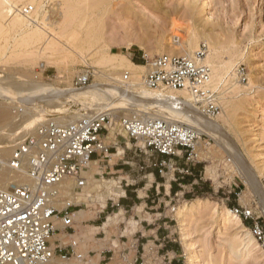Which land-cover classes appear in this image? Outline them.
Wrapping results in <instances>:
<instances>
[{"label":"bare ground","instance_id":"6f19581e","mask_svg":"<svg viewBox=\"0 0 264 264\" xmlns=\"http://www.w3.org/2000/svg\"><path fill=\"white\" fill-rule=\"evenodd\" d=\"M63 1L66 5L65 10L63 11L61 6V17L54 18L59 12L52 8L47 9L44 6V0H0V36H8V33L14 34L13 54L24 58L23 64L32 62V58H28L31 54L35 61L41 59L44 64L52 65L58 70V75L50 83L34 79L32 71L26 74L22 73V77L19 76L15 79L13 76H7L6 82H2L3 79L0 78V98L3 101H8L7 103L0 102V147L4 148V155L9 156L11 148L16 142L22 140L37 124L47 119L52 118L59 123H68L80 116L104 110H110L114 114L119 108L128 111L134 107L148 105L151 108L156 107L157 111H164L171 117L194 125L202 132L214 137V140L216 139V143L212 146L205 145L196 148L198 159L211 158L219 149L218 147L222 148L219 143L224 145L233 157L228 159L230 166L239 173L244 183L250 186L254 194L259 197L261 209L264 212V190L251 168L243 162V156H240L235 144L226 136L224 130V123H228L241 106V97L239 98L238 94L241 91L249 90L254 85L250 74H248L247 83H239L236 59L234 57L221 59L218 53V43L208 33L201 32L202 26L200 27V24L195 20H189L183 29L174 23H169L167 28L160 30L156 40L158 49L156 52L191 56L201 40L206 44L207 53L203 62L210 67L207 87L216 92L217 103L220 107L219 113L214 118H207L198 112L191 101L192 97L187 92L145 87L142 77L144 65L132 62L124 53L109 52L104 41L100 43L96 39L95 18H79V7L83 0ZM76 2H81L79 7L77 6L78 8H76ZM85 2L87 3L86 0ZM28 7L31 9L28 10ZM148 51L152 53V51ZM149 52L147 53L149 54ZM76 63L88 64L95 69L90 85L81 89H76L71 84V78L76 72H73L72 66ZM125 73L128 74L127 81H123ZM224 87L227 88L223 89ZM230 87H232V91L228 90ZM69 102L80 103L81 111L69 112ZM48 111L53 115L45 118L44 114ZM120 114L116 113L115 121ZM124 115H128V113ZM16 116H20V119L17 120L18 122H13ZM7 126L9 128L5 129ZM115 136L114 128H109L108 140H113ZM122 140L127 146H130V142L126 138ZM123 152L122 146L114 145L113 142L106 143V154L110 156V162L117 156H121ZM99 172L96 163L92 161L89 168L84 171L88 177L86 185L80 191L68 192L66 195L67 201L83 202L89 207L74 213V220L83 230L84 238L80 240L79 246L82 258L75 259L73 256L65 261V264H86L89 250L96 251V258L91 260L96 262L100 251L106 250V248L111 249L113 254L105 264H121L122 260L126 261V264L132 262V259H128L129 257L122 258L124 244L120 243L118 238L111 236L112 233H116L117 225L122 220L126 224L125 230H121L117 234H131L138 226L136 219L123 216L122 208L107 214L106 219L98 226L81 225L83 220L94 218L95 212L105 207L108 199L116 201L120 194V179L98 177L96 174ZM0 180L5 183L9 180L21 182L26 178L23 173L13 172L8 167H4L0 172ZM72 182L69 180L67 186L72 187ZM168 183H166L167 188L169 187ZM201 201L202 199L199 197L183 201L175 208V215L182 218L192 209L199 207ZM134 211L140 217L143 216L140 205H136ZM222 216L226 223L235 227L237 239L240 242L244 245L254 242L250 231L245 228L233 210L224 208ZM100 230L104 232V236L96 238L94 235ZM60 237L66 241V236L60 235ZM54 238L53 235L50 237L51 243ZM152 252L151 246L146 245L142 264H150L152 260H155ZM192 257V255L187 257V264L194 263ZM55 261L57 264L62 263L58 259Z\"/></svg>","mask_w":264,"mask_h":264},{"label":"rangeland","instance_id":"374dc122","mask_svg":"<svg viewBox=\"0 0 264 264\" xmlns=\"http://www.w3.org/2000/svg\"><path fill=\"white\" fill-rule=\"evenodd\" d=\"M84 1H81L82 4L76 2V8L81 4L79 18H95L94 31L97 41L100 43L104 41L109 52L124 53L132 62L134 59L139 61L138 58L143 60L142 56L150 58L162 53L156 52L158 50L156 40L160 30L167 28L169 23H174L183 29L189 20H195L200 27L202 26L201 32L208 33L218 43V53L221 59L234 57L238 62L236 67L242 65L245 68L247 79L243 82L239 80V83H247L248 74H250L254 85L249 90H245V93L241 91L238 94L239 98L241 97V106L230 121L224 123V130L226 136L235 144L240 156H243V162L251 168L264 190V0H86L87 3ZM44 6L59 12L54 18L61 17L60 14L66 7L63 0H44ZM13 37L14 34L11 33H8V36H0V78L3 79L2 82L7 81L5 79L7 76H13L15 79L30 71L34 79L52 82L58 75L57 68L44 64L41 59V61H35L31 54L28 58H32V62L23 64L24 58L13 54ZM81 64H74L73 72ZM225 88L227 87L223 89ZM228 90L233 89L230 87ZM232 95L236 96L233 93ZM2 101L0 98V102ZM81 108L80 103L69 102V112L81 111ZM123 111L120 108L116 110L117 114L121 113L118 117L130 112V110L129 112ZM116 113H112L114 118ZM52 115L48 111L44 117L49 118ZM19 117L16 116L13 122L19 121ZM8 128L9 126L5 127V129ZM115 135L116 138L114 137L113 140L124 148L125 141L122 139L125 137L120 134ZM215 143L216 139L210 136L207 146ZM219 145L222 148L218 147L219 149L211 158L198 159L196 157L192 163L188 162V165L193 164L198 170V183L191 182V179L187 178L190 176L187 173H183L184 182H181L183 179L177 180L182 186L175 188L176 195L171 194L173 199L167 204L165 219L169 229L166 230V234L173 243L180 246L178 258L181 264H187L189 255L193 256V264H264V244L256 241L251 234L254 242L244 245L237 239L235 227L226 223L222 216L224 208L231 210L235 207L251 208L255 212L254 215L259 216L258 220L264 227V212L261 209L259 197L230 166L228 161L230 157H233L226 147L221 143ZM117 158L119 157L117 156L110 162V164L119 163L115 165V169L122 167L121 160ZM182 161L181 158L180 165L176 163L175 166L181 168ZM129 169L130 167L125 171ZM172 174L171 168L165 169L162 180L172 179ZM117 176L121 180L117 173L104 177L107 179ZM197 197L202 199L199 207L192 209L182 218L175 215V208L183 201ZM99 221L95 224H99ZM240 221L249 231L251 221L242 219ZM103 236L102 233L98 235L100 238ZM120 243L123 244L122 241ZM149 245L156 259L157 247H154L153 243ZM127 252L128 250H122V258L124 256L128 258ZM112 254L111 250L108 256L111 258ZM110 258H107L104 264ZM143 261L144 258L143 260L139 258L137 264H142ZM121 264H126V261L122 260ZM150 264H162V261L160 263L159 259L152 260Z\"/></svg>","mask_w":264,"mask_h":264},{"label":"built area","instance_id":"2783aa9c","mask_svg":"<svg viewBox=\"0 0 264 264\" xmlns=\"http://www.w3.org/2000/svg\"><path fill=\"white\" fill-rule=\"evenodd\" d=\"M206 53L207 46L201 42L191 56L167 53L142 56L143 84L149 89L187 92L201 115L214 118L220 107L216 92L207 87L210 67L203 62ZM94 73V67L81 64L72 78V86L81 89L90 85ZM237 75L239 80L246 81L242 65L237 66ZM123 76V81H127L128 74ZM155 108L134 107L117 121L110 110L80 116L68 123L50 118L16 142L9 156L0 147V172L8 167L26 178L21 182L0 180V264H57L55 259L65 264L73 256L82 258V253L75 251V240L68 245L69 250L58 245L56 251L49 241L58 230L55 220L64 228H70L74 222V213L81 205L67 201L66 195L86 185L84 171L94 156L106 154L103 140L109 128L124 136L135 154L144 156L138 169L149 167L164 174L165 169L171 168L173 172L190 173L176 167L171 158L192 163L196 148L208 145L210 136ZM155 155L169 159H156ZM69 180L73 181L72 187L67 186ZM232 210L240 219L251 221L250 233L264 244V227L253 209ZM128 264H137V260Z\"/></svg>","mask_w":264,"mask_h":264},{"label":"crops","instance_id":"0c3cea01","mask_svg":"<svg viewBox=\"0 0 264 264\" xmlns=\"http://www.w3.org/2000/svg\"><path fill=\"white\" fill-rule=\"evenodd\" d=\"M138 59V62L141 63L142 60H140V58ZM108 135L109 132L106 137H104V144L106 145V143H108L107 141H109V143L113 142L114 145H118L117 141L115 142L112 139L108 140ZM131 145L132 144L130 143V146H127V144L125 143V146L123 148L124 152L121 154V156H119V158H117V160H121V168L115 169V165H119V163L115 162L113 164H110V156H108L107 154H100L98 157L94 156L93 162L96 163L97 168L100 170V172L96 174V176L99 177L100 174H104L106 176L115 173L120 175V194L117 197L116 201L108 199L105 207L95 212L94 218L83 220L81 222V225L92 224L98 226L103 220L106 219L107 214L114 211H119V209L122 208L123 216L125 218L132 217L136 219L138 221V226L131 234H117V232L125 230L126 224L122 220L117 225L116 233H112L111 236L113 238H118L119 241L123 242V251L128 250L126 255L129 257V259H132V261L135 259L138 261L139 258L143 260V254L145 252L144 247L149 243H153L154 247H157V257L155 261L159 259L160 263L162 261V264H181L180 259L178 258L180 256L178 254L180 246L173 243L171 238L166 234V230L169 229V225L167 223V220L165 219V210L167 204L173 199V196L171 197V194L176 195L175 188L177 186H182L181 182L185 181V176L183 174L184 172L179 175L180 173L178 171H175L172 174V179L164 181L162 180L164 178V174H159L152 168L148 167L144 170L138 169V164L141 160L144 159V156L142 154H135L133 148H131ZM125 157L127 159H125ZM154 157L160 160L169 159L167 156L161 155H155ZM174 158L175 157L171 158V162H174V164L179 163L180 165L181 158ZM181 164L183 166L179 169L190 171V173H187V175H190L187 178L191 179V182L198 183V170L194 167V165L189 164V166L188 162L184 160L181 162ZM129 167L130 169L126 172L125 169H128ZM83 174L86 176L85 173ZM150 176H152V179H150ZM118 177L119 176H117L116 178ZM86 178L88 177L86 176ZM145 179L147 181H145ZM178 179L183 180H181L180 182L177 181ZM166 181L167 183L169 182L168 188L166 187ZM171 181L175 182L172 183ZM142 183L144 184L142 185ZM75 204L81 205V208H79L78 210H85L89 207L86 203L83 202ZM136 205H140L142 207V217H140V215L134 211V207ZM98 220H100V223L95 224V222H97ZM55 224L58 227V230L53 234L55 238L53 239L52 243L49 241L54 250L56 251V247L58 245L63 246L64 248H66V250H69L68 245L72 240H75L77 242L75 251L82 253L79 250V246L80 240H83L84 237L82 235L83 230H81V227L78 225V223L74 220L70 228L62 227L59 220H55ZM101 233L104 235V232L100 230L94 236L96 238H100L98 237V235ZM60 235L66 236V241L62 240ZM124 238L126 239L125 241L123 240ZM140 250L142 251V253ZM110 251L111 249L109 248H106V250H101L98 260L96 262H92L91 260L96 258V251L89 250L87 252L88 261L86 264H104V261L107 258H110L108 256V253H110ZM158 253H160V255H157Z\"/></svg>","mask_w":264,"mask_h":264},{"label":"trees","instance_id":"16d2710c","mask_svg":"<svg viewBox=\"0 0 264 264\" xmlns=\"http://www.w3.org/2000/svg\"><path fill=\"white\" fill-rule=\"evenodd\" d=\"M133 62L136 64H142V62L140 63V62L136 61L135 59L133 60Z\"/></svg>","mask_w":264,"mask_h":264}]
</instances>
